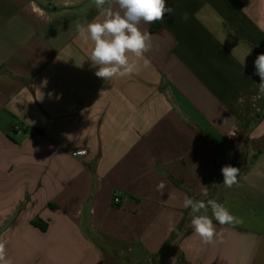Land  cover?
I'll list each match as a JSON object with an SVG mask.
<instances>
[{
  "label": "crops",
  "instance_id": "crops-1",
  "mask_svg": "<svg viewBox=\"0 0 264 264\" xmlns=\"http://www.w3.org/2000/svg\"><path fill=\"white\" fill-rule=\"evenodd\" d=\"M166 5L139 25L152 47L138 71L105 82L76 29L100 19L93 0H0V241L12 264L146 263L185 196L214 183L203 201L223 189L240 223L213 218L214 243L193 230L163 264H264V98L253 99L264 0ZM228 155L240 162L232 188L216 177Z\"/></svg>",
  "mask_w": 264,
  "mask_h": 264
},
{
  "label": "clouds",
  "instance_id": "clouds-1",
  "mask_svg": "<svg viewBox=\"0 0 264 264\" xmlns=\"http://www.w3.org/2000/svg\"><path fill=\"white\" fill-rule=\"evenodd\" d=\"M100 19H94L86 24L77 22L76 29L85 42H91L88 59L95 75L110 82L114 78L133 75L138 71L137 61L144 59L145 53L151 50L150 33L141 31L139 25L162 21L173 9L166 5V0H93ZM135 58V59H133ZM147 64V61H145ZM255 74L260 77L257 84V95L254 100L264 98V53L254 60ZM76 154H83L81 149ZM223 185L232 188L238 185L240 169L231 165L221 168ZM165 183L157 185V191H162ZM202 195L208 196L207 187L202 188ZM183 207L191 209V227L205 244L215 242L220 233L213 223V218L219 225H235L240 220L228 208L216 200H193L185 196ZM211 208L212 218L207 215ZM0 264H12L6 258L5 243L0 241Z\"/></svg>",
  "mask_w": 264,
  "mask_h": 264
},
{
  "label": "trees",
  "instance_id": "trees-1",
  "mask_svg": "<svg viewBox=\"0 0 264 264\" xmlns=\"http://www.w3.org/2000/svg\"><path fill=\"white\" fill-rule=\"evenodd\" d=\"M198 200V199H194ZM191 209L189 208L184 215V218L182 219L181 223L177 226L176 230L171 234L169 240L165 244V246L162 248V250L155 255H152L150 259L146 262V264H163V261L167 255V250L169 249L170 246H174L177 249V243L181 240V238L187 236L193 231V228L191 227L190 221H191V216L189 215ZM32 225H34L37 228H40L42 231L47 230V225L43 226L40 223V220H33ZM180 261L182 264H187L184 260V257L181 255L180 256ZM143 264V263H139Z\"/></svg>",
  "mask_w": 264,
  "mask_h": 264
},
{
  "label": "rangeland",
  "instance_id": "rangeland-1",
  "mask_svg": "<svg viewBox=\"0 0 264 264\" xmlns=\"http://www.w3.org/2000/svg\"><path fill=\"white\" fill-rule=\"evenodd\" d=\"M242 161H243V159H242ZM237 161L234 159V157L233 156H231V155H228V157L225 159V160H223L219 165H218V175H216V177L218 176L219 177V179H223V175H222V173H221V168L223 167V166H225V165H231V166H233L234 165V163H236ZM238 164L240 163V162H237ZM215 182H218V181H215ZM217 183H214V184H211V186L208 188V192L209 191H211V190H213V187H214V185H216ZM223 193V189H221V192H220V195H217L216 196V201L219 203V200H220V198H221V194ZM209 194V193H208ZM204 198H206V197H203V198H200V199H198V200H203ZM143 264H146V263H143Z\"/></svg>",
  "mask_w": 264,
  "mask_h": 264
},
{
  "label": "built area",
  "instance_id": "built-area-1",
  "mask_svg": "<svg viewBox=\"0 0 264 264\" xmlns=\"http://www.w3.org/2000/svg\"><path fill=\"white\" fill-rule=\"evenodd\" d=\"M13 130L16 131V132H19L21 129H20L19 126H16V127H14ZM79 151H80V150H79ZM79 151H75V152H73L72 155H73L74 157H79V156H84V155H85V151H84V150H83V154H76V153L79 152ZM119 202H120L119 197H115V199H114V203H115V204H118Z\"/></svg>",
  "mask_w": 264,
  "mask_h": 264
}]
</instances>
